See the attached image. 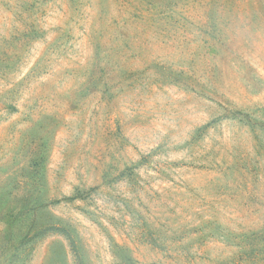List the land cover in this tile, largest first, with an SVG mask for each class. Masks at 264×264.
<instances>
[{"label": "rangeland", "instance_id": "obj_1", "mask_svg": "<svg viewBox=\"0 0 264 264\" xmlns=\"http://www.w3.org/2000/svg\"><path fill=\"white\" fill-rule=\"evenodd\" d=\"M0 264H264V0H0Z\"/></svg>", "mask_w": 264, "mask_h": 264}]
</instances>
